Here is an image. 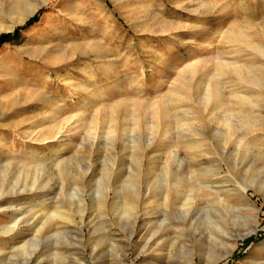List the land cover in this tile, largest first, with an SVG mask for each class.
I'll return each mask as SVG.
<instances>
[{
  "label": "rangeland",
  "instance_id": "374dc122",
  "mask_svg": "<svg viewBox=\"0 0 264 264\" xmlns=\"http://www.w3.org/2000/svg\"><path fill=\"white\" fill-rule=\"evenodd\" d=\"M6 33L0 264H264V0H0Z\"/></svg>",
  "mask_w": 264,
  "mask_h": 264
},
{
  "label": "bare ground",
  "instance_id": "6f19581e",
  "mask_svg": "<svg viewBox=\"0 0 264 264\" xmlns=\"http://www.w3.org/2000/svg\"><path fill=\"white\" fill-rule=\"evenodd\" d=\"M25 15V14H24ZM18 20H19V18H18ZM256 52H257V54L258 55H260L261 57H263L264 58V46L262 47H258L257 49H256ZM111 62V60H109V61H107V63L109 64ZM262 70V69H261ZM263 73V72H262ZM253 83H254V85H256V86H258V85H261L260 83L262 82V77H260L256 82L255 81H252ZM254 87V86H253ZM217 89L218 88H216V93H217ZM207 90V89H206ZM208 91V90H207ZM203 92V91H202ZM209 92V91H208ZM210 93H211V91H210ZM254 93H255V96L252 98V105L250 106V109H249V112H251L252 114H251V116H250V118H251V121L250 120H247L246 121V124H251L250 125V127H253V126H255V127H261L262 126V119H263V116H262V112H261V107H263L264 106V100H263V98H262V95L260 94V92H259V90L258 89H255V91H254ZM213 95V94H212ZM209 96H211V95H209L208 93L205 95V97H206V99L209 97ZM202 97H204V96H202ZM48 102V101H47ZM256 105H258L259 106V109H256L255 107H256ZM258 108V107H257ZM247 116H249V115H247ZM244 122V121H243ZM227 123V122H226ZM228 124H230V123H228ZM228 130V129H227ZM260 130V129H259ZM62 145V144H61ZM64 148V147H63ZM62 148V149H63ZM61 149V150H62ZM59 153V152H58ZM33 157H36V156H39V154L38 153H34L33 155H32ZM54 156H56L57 157V153L55 154V152H54V155H52V157H54ZM47 158V157H46ZM37 161V160H36ZM51 161V160H50ZM33 163V162H32ZM41 195V194H40ZM39 203H37V204H35V205H32V210L36 207V205H38ZM47 204V203H46ZM126 204H128V203H126ZM126 204L123 206V207H125L126 206ZM129 204H131V203H129ZM128 204V205H129ZM132 205V204H131ZM128 206V207H125L124 209H122V211H124V213H125V215L127 214L128 215V217L130 216V217H133L132 216V212L134 211L133 210V206ZM43 208V207H42ZM38 209H40V208H38ZM37 210V209H36ZM131 210H133L132 212H131ZM35 211V210H34ZM120 211V210H119ZM55 212V211H54ZM63 212L62 211H56L55 213H54V215H56V216H61V214H62ZM134 215V214H133ZM51 216V215H50ZM63 218V217H62ZM135 218V217H134ZM162 225V224H161ZM6 229H4V231H5ZM12 246V245H11Z\"/></svg>",
  "mask_w": 264,
  "mask_h": 264
},
{
  "label": "trees",
  "instance_id": "16d2710c",
  "mask_svg": "<svg viewBox=\"0 0 264 264\" xmlns=\"http://www.w3.org/2000/svg\"><path fill=\"white\" fill-rule=\"evenodd\" d=\"M10 36V33L2 34L0 36V43L3 42L4 40L8 39Z\"/></svg>",
  "mask_w": 264,
  "mask_h": 264
}]
</instances>
